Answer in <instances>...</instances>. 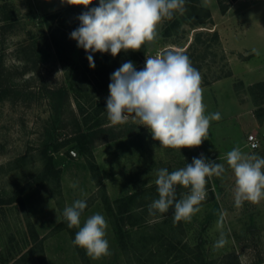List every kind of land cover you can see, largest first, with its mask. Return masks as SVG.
I'll list each match as a JSON object with an SVG mask.
<instances>
[{
  "label": "rangeland",
  "instance_id": "rangeland-1",
  "mask_svg": "<svg viewBox=\"0 0 264 264\" xmlns=\"http://www.w3.org/2000/svg\"><path fill=\"white\" fill-rule=\"evenodd\" d=\"M192 2L185 0L183 13L176 12L171 20L160 23L156 40L146 44V54L136 66L140 70L146 56L172 50L186 54L200 71L207 114L219 112L221 119L211 122L209 139L200 147L179 151L160 147L149 130L131 117L115 126L108 121L105 108L110 80L107 73H99L106 67L100 53L93 54L95 68H90L87 54L75 41L72 61L67 66L59 61L44 34L46 17L70 5L59 0H0V264H155L156 254L150 257L156 260L153 263L140 243L147 236L135 230L157 232L158 254H165L175 241L173 256H190L181 245L185 241L192 249L199 246L193 252L212 264L232 262L233 254L243 260L241 264H264V200L236 207L234 174L226 162L227 152L235 147L264 157V0H198L211 14L201 25H194L201 14L192 16L188 7ZM214 31L217 40L208 33ZM198 32L204 33L202 42L188 50ZM115 60L120 66L125 62ZM82 133L88 135V146L111 201L153 188L159 169L172 172L201 154L223 164L225 171L208 178L207 198L190 222L174 223L172 210L150 215L152 197L146 194L141 201L144 206L137 209L141 227L130 226L127 216L124 222V229L135 232L133 241H140L139 250L130 247L125 251L87 156L74 149ZM252 134L260 141L256 150L247 145ZM46 142L53 147L65 144L53 152L61 170L59 199L52 196L46 182L30 186L44 168L41 153ZM179 187L177 197L181 198L189 189ZM77 199L87 202L81 226L95 213L107 220L110 255L92 259L85 252V260L72 243L62 212ZM221 214L222 229L217 224ZM167 221L173 226L169 240L163 231ZM221 231L227 243L215 248Z\"/></svg>",
  "mask_w": 264,
  "mask_h": 264
},
{
  "label": "clouds",
  "instance_id": "clouds-1",
  "mask_svg": "<svg viewBox=\"0 0 264 264\" xmlns=\"http://www.w3.org/2000/svg\"><path fill=\"white\" fill-rule=\"evenodd\" d=\"M59 2L86 9L76 17L79 26L70 33V38L85 51L89 67L93 69L94 53H110L115 58L122 51L138 52L156 40L158 26L163 20H171L176 12L186 10L185 0H99L95 7H90L94 0ZM252 51L259 55L256 49ZM202 84L200 71L181 52L168 50L146 56L140 70L129 60L110 75L105 108L107 119L115 126L126 123L131 117L146 127L152 139L163 148L180 151L200 147L209 139L211 122L221 119L219 112L207 114ZM226 162L234 174L235 206L264 200V157L246 154L235 147L227 152ZM224 171L223 164L203 154L172 172L167 168L159 169L155 180L158 198L148 206L149 214H166L171 209L174 223L190 222L207 198L208 178L219 177ZM177 186L189 192L178 199ZM86 208V200L77 199L63 209L62 215L69 229H78L72 243L84 249L92 259H100L110 255L106 239L108 223L102 214L95 213L81 226ZM223 221L221 214L217 221L221 229ZM226 243V235L221 231L214 247L220 248Z\"/></svg>",
  "mask_w": 264,
  "mask_h": 264
},
{
  "label": "trees",
  "instance_id": "trees-1",
  "mask_svg": "<svg viewBox=\"0 0 264 264\" xmlns=\"http://www.w3.org/2000/svg\"><path fill=\"white\" fill-rule=\"evenodd\" d=\"M99 0H94V3L90 7L98 6ZM190 8V11L193 15L201 14V17L196 20L194 25H201L205 23L207 19L211 17L210 11L205 6L200 5L198 0H194V3H190L188 5ZM83 7L80 6H69L65 10L58 11L55 13H51L46 17V31L44 32L46 37V40H49V42L52 45L53 50L57 54V57L59 61L62 63V65L67 66L72 61V54L75 46V40L70 38V33L76 29L79 26V21L76 19V17L85 11ZM224 11L226 8L223 9ZM175 25H179V23L176 21L174 23ZM169 31L167 29V33L169 34ZM212 33L214 40H217L218 33L217 32H208ZM203 32H198L195 36V42H191L189 46L187 47L188 50L194 47V43L202 42L201 36L203 35ZM146 54V45L138 52L129 51L127 53L123 52L120 53L118 56L113 58L110 53L101 54L102 59L104 61L105 66L103 69H100L108 75L110 80V75L120 67V65L117 63V58L123 59L125 62L132 61L135 66L138 65L140 57H144ZM107 71V72H106ZM77 146L74 147V149L81 154H84L87 156L88 159V166L89 169L92 172L93 180L95 181V184L98 188V190L101 192L102 195V202L104 204V207L108 213V216L110 217V220L112 221L113 229L116 235V238L118 240L119 245L121 248L125 251H128L130 247L132 249H135L134 251L139 250L138 249V242H140L143 246V253L148 254V257H152L156 254V256L163 257V260L159 261V264H166L164 261V257H167V251L165 254H158L157 251H159V248L161 246H158L159 248L157 250H154L152 247L157 245V240H159L160 236L154 233L148 234L147 232H144L143 230H135L136 233H144L146 237H142L140 241H133V235L135 234L134 230L132 229H124V222H125V216L128 217L130 220V226L132 227H141L140 218H138V213H136V210L140 207L144 206V204H141V201L145 198V195L147 194L151 198L152 202L153 200L158 198V192H157V185L153 188L145 189L141 192H135L132 194H128L126 196H123L121 198H118L116 200L111 201L110 198L107 195L106 187L104 184V181L102 179L100 170L98 165L95 162L94 155L91 151V149L88 146V135L86 133H82L78 135V138L76 139ZM63 145H57L52 146L51 143H44L43 149H42V160L44 162V168L43 170L37 175L35 178V182L30 184V186L41 184V183H48L51 189L52 196L55 199L61 198L62 192H61V170L56 167L53 152L58 151L59 147H63ZM70 156L71 153L69 152ZM180 191V187L177 186V192ZM23 192V190H21ZM152 192V194H151ZM149 193V194H148ZM20 194V193H19ZM155 195V196H154ZM11 199V198H10ZM20 200V196L18 198ZM10 201V200H7ZM11 201H14L13 199ZM147 204V203H146ZM127 219V218H126ZM167 222H164L166 224ZM167 226V225H166ZM69 232L72 236V239H74L75 233L77 231L76 228L69 229ZM147 233V234H146ZM172 232L167 233V230L165 231V236L167 240H169L170 235ZM156 235V237H154ZM173 236V235H172ZM161 237H164L161 235ZM154 238V239H153ZM153 239V240H152ZM164 239V238H163ZM152 245V246H151ZM151 246V247H150ZM166 246V245H164ZM77 250L80 252L82 257L86 260V254L84 249L77 247ZM167 248V247H166ZM232 262L229 261L227 264H241L239 257L236 254L232 255ZM165 257V258H166ZM215 263V262H214ZM213 263V264H214ZM192 264H212L211 262H205V263H192Z\"/></svg>",
  "mask_w": 264,
  "mask_h": 264
},
{
  "label": "crops",
  "instance_id": "crops-1",
  "mask_svg": "<svg viewBox=\"0 0 264 264\" xmlns=\"http://www.w3.org/2000/svg\"><path fill=\"white\" fill-rule=\"evenodd\" d=\"M250 149V148H249ZM152 188V187H151ZM141 192V191H140ZM178 192H180V191H178ZM178 199H179V197H177ZM171 210V209H170ZM170 210H169V212H170ZM136 213H138V211L136 210ZM164 224V223H163ZM159 224H157L156 226H158ZM165 225H167L166 226V228L163 230L164 232L167 230V233H169V232H173V226H171L170 225V223H168V221H167V223L165 224ZM177 245L178 244H176V242L174 241L173 242V244L170 246V249H168V251H167V257L165 258L164 257V262L166 263V264H192V263H200V262H202V263H205V262H207V259L208 258H205V256H203V255H198V253H195V252H193V250L194 249H199L200 250V247L199 246H196V248H191L190 247V245L187 243V242H185V241H182L181 242V245H183L184 246V248L185 249H187L189 252H190V256L189 255H186L185 253L184 254H180V255H177V256H173L174 255V252L176 251V247H177ZM154 247H157V249L159 248L157 245L155 246H153L152 248L155 250L156 248H154ZM179 247H181V246H179ZM161 248V247H160ZM197 251V250H196ZM200 252V251H199ZM182 255V258H178V257H180ZM196 255V256H195ZM173 256V257H172ZM152 257H155V255L154 256H152ZM157 258V262L155 263V264H159V261L160 260H163V257H159V256H156ZM177 257V258H176ZM151 261H153V263H154V261H156V260H152L151 258H149ZM243 262V260H240V262ZM241 262V263H242Z\"/></svg>",
  "mask_w": 264,
  "mask_h": 264
},
{
  "label": "built area",
  "instance_id": "built-area-1",
  "mask_svg": "<svg viewBox=\"0 0 264 264\" xmlns=\"http://www.w3.org/2000/svg\"><path fill=\"white\" fill-rule=\"evenodd\" d=\"M247 145L251 150H256L260 147V141L255 135L252 134L247 138ZM253 145H257V146L253 147Z\"/></svg>",
  "mask_w": 264,
  "mask_h": 264
}]
</instances>
